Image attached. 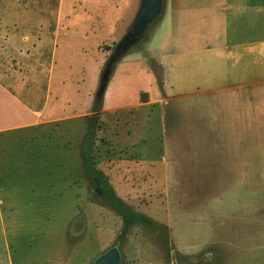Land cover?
Instances as JSON below:
<instances>
[{"label":"rangeland","instance_id":"374dc122","mask_svg":"<svg viewBox=\"0 0 264 264\" xmlns=\"http://www.w3.org/2000/svg\"><path fill=\"white\" fill-rule=\"evenodd\" d=\"M80 2L2 0L4 39L11 28L19 42H3L0 70L14 79L10 92L24 89L34 122L0 132V264H91L112 245L122 264H264V89L251 107L246 97L194 106L162 93L141 102L135 89L146 85L121 62L140 53L162 89L161 65L145 49L160 16L101 99L93 162L159 224L117 240L122 219L96 201L79 150L101 70L140 0L114 34L74 26ZM63 41L71 46L61 52Z\"/></svg>","mask_w":264,"mask_h":264},{"label":"crops","instance_id":"0c3cea01","mask_svg":"<svg viewBox=\"0 0 264 264\" xmlns=\"http://www.w3.org/2000/svg\"><path fill=\"white\" fill-rule=\"evenodd\" d=\"M80 6L82 11L76 10L70 20L74 26L79 23L85 30L88 24L93 32L114 34L135 10V0H81ZM2 18L0 0V48L4 41L19 42L11 28L4 39ZM70 46L63 41L59 50ZM145 49L161 65L162 91L153 71L142 68L140 53H128L121 62L124 72L135 71L144 81L145 90L135 89L139 97L142 91L151 99L157 93L165 94L164 99L188 95L194 106L203 105L204 96L225 97L235 106L246 97L251 107L252 93L264 89V0H164ZM13 84L14 79L0 70V132L34 122L24 89L15 94L8 90ZM19 114L27 120L8 124Z\"/></svg>","mask_w":264,"mask_h":264},{"label":"trees","instance_id":"16d2710c","mask_svg":"<svg viewBox=\"0 0 264 264\" xmlns=\"http://www.w3.org/2000/svg\"><path fill=\"white\" fill-rule=\"evenodd\" d=\"M102 97L96 96L91 107V114L87 117L86 132L83 136L79 154L82 160V170L91 189L97 196L96 201L111 208L122 219V229L117 237L118 241H124L126 233L132 226L141 225L150 228H157L159 224L146 214L135 210L130 204L124 201L110 184L107 175L97 166L92 158L95 134L98 127V120L101 117ZM140 101H148V93H140Z\"/></svg>","mask_w":264,"mask_h":264},{"label":"water","instance_id":"95a60500","mask_svg":"<svg viewBox=\"0 0 264 264\" xmlns=\"http://www.w3.org/2000/svg\"><path fill=\"white\" fill-rule=\"evenodd\" d=\"M162 7L163 0H140L139 8L132 23L128 26L122 38L115 44L113 51L104 63L99 76L96 95L103 97L116 64L133 45L143 38L148 27L160 16ZM91 264H122L119 246L112 245L107 248Z\"/></svg>","mask_w":264,"mask_h":264}]
</instances>
